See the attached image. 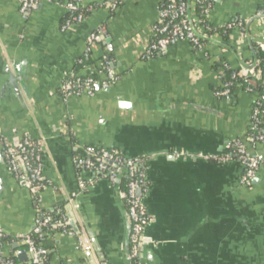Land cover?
Masks as SVG:
<instances>
[{"label":"crops","instance_id":"crops-1","mask_svg":"<svg viewBox=\"0 0 264 264\" xmlns=\"http://www.w3.org/2000/svg\"><path fill=\"white\" fill-rule=\"evenodd\" d=\"M66 1L22 14L18 0H0V228L10 237L0 241V258L30 264L17 236L31 232L37 216L69 206L78 233L48 230L45 264H132L120 191L74 165L93 147L143 159L149 223L140 264H264V162L241 185L231 147L246 139L261 92L235 85L229 96L216 95L223 73L243 70L253 43L264 47V0H211L214 32L204 52L179 42L149 58L166 0H82L87 15L63 32ZM224 27L227 41L217 32ZM105 61L113 84L94 87L93 96L62 97L69 77L106 80ZM25 136L42 150L36 190L3 163L4 141ZM254 152L264 157V143Z\"/></svg>","mask_w":264,"mask_h":264},{"label":"built area","instance_id":"built-area-1","mask_svg":"<svg viewBox=\"0 0 264 264\" xmlns=\"http://www.w3.org/2000/svg\"><path fill=\"white\" fill-rule=\"evenodd\" d=\"M47 0H18L19 10L22 14L29 12L36 5ZM82 0H67L65 9L69 17L61 25V31H67L74 25L84 20V12L78 11ZM201 5V16L207 17L211 8L210 0H195ZM115 8V4L110 5ZM200 22V19H197ZM198 25L190 23L187 14V0H166L158 12V20L154 27V39L146 50V58H149L159 52L166 51L169 47L179 43L187 42L197 52H204L205 45L202 39L207 36L202 33ZM98 38L97 34L91 35L89 43H93ZM262 50L264 47L260 46ZM104 71L106 80L98 83L93 79L69 78L65 79L60 86V93L64 99L78 97L82 95L93 96L94 87L102 89L116 81V76L110 67V62H104ZM244 81L248 84L245 88L248 92H253L252 87L259 74L253 69H243ZM250 77H253L250 79ZM82 83V87L80 86ZM232 82H223V86L216 92L219 97H226L231 94ZM264 89L257 96L251 112L250 129H257L255 133H247L246 139L237 138L232 144V150L237 161L243 168V174L239 183L249 185L252 178L264 162V157L254 152L255 148L264 143ZM85 155L74 160V165L83 170H91L98 176H103L111 184H116L119 176L129 179L126 189L121 193L122 198L126 200V217L129 223V258L138 262L139 244L141 243L146 226L149 223V215L143 200V191L146 184V176L142 169L140 158H120L119 152L105 148H85ZM3 163L6 171L13 178L31 190L39 189L43 186V156L38 142L30 137H23L17 142L4 141L2 147ZM94 159H99L97 162ZM114 164V166H110ZM80 187L84 185L81 183ZM141 190V195L138 190ZM59 228L66 233H71L68 220L65 215H59L55 218L51 215L41 214L34 220L31 232L17 236V239L25 245L26 252L30 259V264H43L47 256V249L42 245L45 233L50 229ZM3 231L0 228V238ZM0 264H12L11 262H2Z\"/></svg>","mask_w":264,"mask_h":264},{"label":"trees","instance_id":"trees-1","mask_svg":"<svg viewBox=\"0 0 264 264\" xmlns=\"http://www.w3.org/2000/svg\"><path fill=\"white\" fill-rule=\"evenodd\" d=\"M173 1H178V0H173ZM77 9H78V11H85L81 7L77 8ZM201 9H202L201 5L197 4L196 2L193 3L190 0V16L192 19V23H194L195 25H198L197 28L201 29V31L203 29L202 33H204L207 36L206 38H210V36L213 34L214 31L212 29H210L211 26L208 22L207 17H205V16L200 17ZM84 14L87 15V12H84ZM68 17H69V14H67L65 19H67ZM198 18L200 19L199 23L197 22ZM217 32L220 33L221 36H223V39L225 41L228 40L230 28L224 27V28L217 30ZM202 43L204 45H206L208 43V40L204 38V39H202ZM252 48L254 51V57L251 60H246L244 64L247 67H252L254 72L259 74V78L254 80L255 84L253 86L252 85H249V86L252 87L253 91L261 92L262 89H264V50H262L260 48V46H258L255 43L252 44ZM242 71L243 70H240V71H232V70L227 71L226 70L225 73H223L224 74L223 82H232V84H234V85H239L243 88H246L248 86V84L245 83V81H244V75L242 74ZM69 78H71V77H69ZM252 78L253 77H250V79H252ZM91 79H93L94 82H98V80H99L98 77L95 75L91 76ZM80 86L82 87V83H80ZM233 87L234 86H232L231 92L233 91ZM256 130L257 129L251 130L249 128L248 133L253 134L256 132ZM119 156L122 159L125 158L121 154H119ZM94 160L97 162L99 159H94ZM141 161H143V159H141ZM110 166L113 167L114 164H111ZM83 171H87V170H83ZM128 181H129L128 178L121 176L120 185H119L120 193L125 191ZM122 202H123L124 207H125V212H127L126 200L124 198H122ZM60 214L65 215V211H64L63 206L60 208L59 212L54 213L52 216H54L55 218H59ZM9 240H10V237L5 235V234L0 238V241H9ZM47 257H48V255L46 256L45 260L43 261V264L46 263ZM1 261L2 262H11L12 264H16L15 260L12 258L8 259V260L1 259ZM135 263H136L135 261H132V264H135Z\"/></svg>","mask_w":264,"mask_h":264},{"label":"water","instance_id":"water-1","mask_svg":"<svg viewBox=\"0 0 264 264\" xmlns=\"http://www.w3.org/2000/svg\"><path fill=\"white\" fill-rule=\"evenodd\" d=\"M187 14H188V19H189L190 23L192 24V19H191V16H190V0H187ZM257 17H259V16H257ZM205 39H207L208 41H211L210 38H205ZM242 68H244V69H252V67H247V66H245V64H242ZM119 178H121V177L119 176ZM119 185H120V179H118V181L115 184V186H116V188L118 190H119ZM138 194L141 195V190L140 189L138 190ZM64 211H65V216H66V218L68 220L69 226L76 233H78L77 222H76L75 218L73 217L72 211L70 210L69 206L65 207Z\"/></svg>","mask_w":264,"mask_h":264}]
</instances>
